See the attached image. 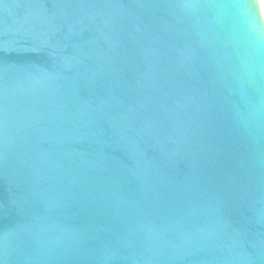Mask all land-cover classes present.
I'll use <instances>...</instances> for the list:
<instances>
[{
	"label": "water",
	"instance_id": "95a60500",
	"mask_svg": "<svg viewBox=\"0 0 264 264\" xmlns=\"http://www.w3.org/2000/svg\"><path fill=\"white\" fill-rule=\"evenodd\" d=\"M237 3L0 0V264H264Z\"/></svg>",
	"mask_w": 264,
	"mask_h": 264
},
{
	"label": "clouds",
	"instance_id": "9594fccd",
	"mask_svg": "<svg viewBox=\"0 0 264 264\" xmlns=\"http://www.w3.org/2000/svg\"><path fill=\"white\" fill-rule=\"evenodd\" d=\"M234 16L251 50L256 55H264V17L254 6L246 9L240 3L234 5Z\"/></svg>",
	"mask_w": 264,
	"mask_h": 264
},
{
	"label": "bare ground",
	"instance_id": "6f19581e",
	"mask_svg": "<svg viewBox=\"0 0 264 264\" xmlns=\"http://www.w3.org/2000/svg\"><path fill=\"white\" fill-rule=\"evenodd\" d=\"M259 2H260V6H261V8H262V10L264 12V0H259Z\"/></svg>",
	"mask_w": 264,
	"mask_h": 264
}]
</instances>
